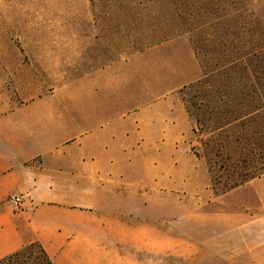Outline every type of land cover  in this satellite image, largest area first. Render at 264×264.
I'll use <instances>...</instances> for the list:
<instances>
[{
    "label": "rangeland",
    "instance_id": "obj_1",
    "mask_svg": "<svg viewBox=\"0 0 264 264\" xmlns=\"http://www.w3.org/2000/svg\"><path fill=\"white\" fill-rule=\"evenodd\" d=\"M116 62L121 95L138 98L111 108L169 99L188 116L173 155L189 179L155 188L145 165L142 200L172 226V264H212L197 260L202 170L187 159L199 154L218 193L264 172V0H0V108L84 91L87 77Z\"/></svg>",
    "mask_w": 264,
    "mask_h": 264
},
{
    "label": "crops",
    "instance_id": "obj_2",
    "mask_svg": "<svg viewBox=\"0 0 264 264\" xmlns=\"http://www.w3.org/2000/svg\"><path fill=\"white\" fill-rule=\"evenodd\" d=\"M120 68L96 69L84 91L0 108V259L38 242L52 264H172V226L158 224L156 207L142 200L140 171L147 165L143 180L155 188L189 179L173 155L189 119L169 99L114 109L138 98L121 95ZM187 160L202 170L198 262L264 264V172L218 193L202 159ZM11 196L21 198L19 207Z\"/></svg>",
    "mask_w": 264,
    "mask_h": 264
},
{
    "label": "trees",
    "instance_id": "obj_3",
    "mask_svg": "<svg viewBox=\"0 0 264 264\" xmlns=\"http://www.w3.org/2000/svg\"><path fill=\"white\" fill-rule=\"evenodd\" d=\"M195 155L199 158L198 153H195ZM242 184H243L242 182L235 184L234 186H231L230 189L235 188ZM39 259L44 264H52L51 260L44 252L40 244L38 242H33L22 247L17 252L1 258L0 264H39L36 263Z\"/></svg>",
    "mask_w": 264,
    "mask_h": 264
},
{
    "label": "built area",
    "instance_id": "obj_4",
    "mask_svg": "<svg viewBox=\"0 0 264 264\" xmlns=\"http://www.w3.org/2000/svg\"><path fill=\"white\" fill-rule=\"evenodd\" d=\"M9 202L12 204V205H15V206H20L21 204V198L18 197V196H11L9 198Z\"/></svg>",
    "mask_w": 264,
    "mask_h": 264
}]
</instances>
